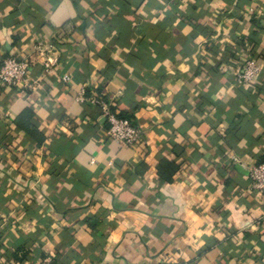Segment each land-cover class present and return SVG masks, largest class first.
I'll use <instances>...</instances> for the list:
<instances>
[{"label": "crops", "instance_id": "obj_1", "mask_svg": "<svg viewBox=\"0 0 264 264\" xmlns=\"http://www.w3.org/2000/svg\"><path fill=\"white\" fill-rule=\"evenodd\" d=\"M11 54L32 64L27 88L0 84V264H264V0H0ZM101 92L142 147L104 136Z\"/></svg>", "mask_w": 264, "mask_h": 264}, {"label": "built area", "instance_id": "obj_2", "mask_svg": "<svg viewBox=\"0 0 264 264\" xmlns=\"http://www.w3.org/2000/svg\"><path fill=\"white\" fill-rule=\"evenodd\" d=\"M246 54L241 58L238 68L234 73L237 83L241 85H249L254 83L260 73V65L252 56V51L245 48ZM34 54L37 60L41 59L43 72L50 74L58 66L57 50L54 45H43L41 42L34 46ZM31 59L28 57L20 58L11 54L6 57L0 64V84L15 89H24L29 85V73L31 69ZM71 77L67 74L61 76L63 83H68ZM81 102L86 101V97L82 92L78 97ZM89 102L97 106L103 117L108 123V127L104 131V136L130 149H138L143 146L144 138L140 128L133 120L121 118L111 109V104L106 100L105 95L101 92L92 94L88 98ZM232 163H239L235 156H230ZM249 178L252 188L264 195V163L254 165L248 169ZM264 225V221L262 222ZM12 264V263H3ZM38 264H56L51 257L43 259Z\"/></svg>", "mask_w": 264, "mask_h": 264}, {"label": "trees", "instance_id": "obj_3", "mask_svg": "<svg viewBox=\"0 0 264 264\" xmlns=\"http://www.w3.org/2000/svg\"><path fill=\"white\" fill-rule=\"evenodd\" d=\"M30 117H32L31 114L29 113L28 110H26L24 113H22L17 117L15 123L16 126L22 128L28 135L35 137V129L28 124V122H30L31 119ZM126 118L134 121L132 117H126Z\"/></svg>", "mask_w": 264, "mask_h": 264}]
</instances>
